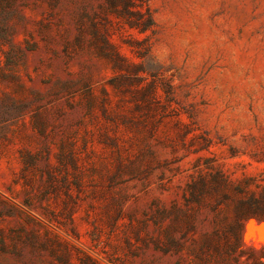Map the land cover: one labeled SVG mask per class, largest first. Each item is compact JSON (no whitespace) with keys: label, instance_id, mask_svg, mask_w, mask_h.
Instances as JSON below:
<instances>
[{"label":"rangeland","instance_id":"obj_1","mask_svg":"<svg viewBox=\"0 0 264 264\" xmlns=\"http://www.w3.org/2000/svg\"><path fill=\"white\" fill-rule=\"evenodd\" d=\"M0 264H264V0H0Z\"/></svg>","mask_w":264,"mask_h":264}]
</instances>
